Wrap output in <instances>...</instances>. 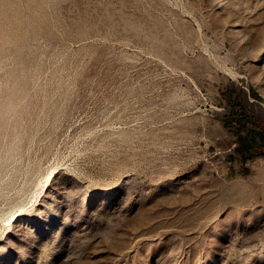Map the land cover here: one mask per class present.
Here are the masks:
<instances>
[{
  "label": "rangeland",
  "instance_id": "rangeland-1",
  "mask_svg": "<svg viewBox=\"0 0 264 264\" xmlns=\"http://www.w3.org/2000/svg\"><path fill=\"white\" fill-rule=\"evenodd\" d=\"M235 106L264 0H0V264H264Z\"/></svg>",
  "mask_w": 264,
  "mask_h": 264
},
{
  "label": "trees",
  "instance_id": "trees-1",
  "mask_svg": "<svg viewBox=\"0 0 264 264\" xmlns=\"http://www.w3.org/2000/svg\"><path fill=\"white\" fill-rule=\"evenodd\" d=\"M251 96L257 101H261L262 97L251 91ZM235 106L232 112V118L225 120V126L233 129L236 136V152L240 156L242 164L249 160L264 155V118L261 114H254L245 110L243 107L237 110Z\"/></svg>",
  "mask_w": 264,
  "mask_h": 264
}]
</instances>
